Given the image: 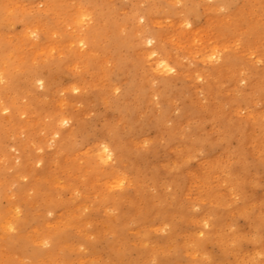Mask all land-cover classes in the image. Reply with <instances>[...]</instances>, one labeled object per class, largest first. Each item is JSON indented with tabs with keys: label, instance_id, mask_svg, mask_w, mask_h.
<instances>
[{
	"label": "bare ground",
	"instance_id": "bare-ground-1",
	"mask_svg": "<svg viewBox=\"0 0 264 264\" xmlns=\"http://www.w3.org/2000/svg\"><path fill=\"white\" fill-rule=\"evenodd\" d=\"M134 1L128 15L131 26L127 28L116 17L114 0H0V196L8 203L5 208L0 206L2 234L25 230L31 223L20 218L3 173L13 170L10 181H16L44 163L33 174L29 187L35 195L26 197L28 206L41 196L53 198L60 189L69 191L70 198L76 200L79 192L75 181L87 189L101 183L111 192L102 194L101 202L111 199L120 204L125 201L122 189L127 180L123 170L107 171L104 164L115 159L127 162V169L137 172L148 156L165 154L177 144L169 169L170 175L180 173L186 158L213 145L211 133L200 132L225 112L228 114L220 133L228 135L219 146L227 159L215 163L217 185L238 193L256 183L259 173L255 162L264 164V65L256 68L254 62L264 58V0H216L219 7L233 1L236 10L226 14L218 13V8L210 14L203 12L202 23L209 34L201 33L190 20L198 14L196 5H203L204 0ZM139 1L146 2L142 11L136 7ZM180 3L179 8L176 5ZM158 13L171 18L165 30L148 32L138 25L139 19L146 18L147 25L152 26ZM219 29L237 40L232 51L225 53L209 39ZM165 40H171L172 46H164ZM237 47L240 50L235 52ZM250 60L253 63L247 66ZM200 65L208 66L206 76ZM61 74L68 76V83L60 85ZM180 75L195 82L208 76L212 84L198 89L210 93L212 104L205 111L192 102L182 105L165 130L163 142L149 140V145L136 148L131 137L142 127L144 117H152L153 130L162 129L173 101L183 97L181 88H176L181 86ZM222 81L232 90L239 82L249 88L248 93L230 97L225 102L226 111L222 110ZM120 86L123 91L116 94ZM83 92H87L84 97ZM258 101L263 102V109L256 113L252 108ZM98 106L113 107L116 114L98 115L102 123L98 132L92 128V135L100 140L94 150L88 151L83 142L91 129L80 116ZM241 107L246 110L243 118L237 117ZM206 114L208 123H204ZM181 126L186 130L177 133ZM132 148L136 149L134 160L129 161ZM46 151L53 155L44 158L41 153ZM171 182L177 186L176 181ZM137 183L134 197L139 198L141 188ZM228 200L231 197L223 196L215 205L220 220L214 224L213 233L224 225L226 214L221 207ZM57 203L69 208L64 200ZM151 203L145 200V207ZM146 208L140 210L132 203L127 213L116 218L115 227H106L96 239H106L105 234H111L114 228L125 229L127 219L143 221L148 215ZM74 212L67 223L77 222ZM47 225L10 239L8 246L33 259L53 258L54 247L65 234ZM255 227L258 233L264 230V215L255 217ZM206 242L189 240L192 264L199 263L195 255L204 253ZM47 244L53 250H43ZM108 252L119 253L120 249L110 244ZM175 260V264L182 262L179 250ZM9 262L5 259L0 264Z\"/></svg>",
	"mask_w": 264,
	"mask_h": 264
},
{
	"label": "rangeland",
	"instance_id": "rangeland-1",
	"mask_svg": "<svg viewBox=\"0 0 264 264\" xmlns=\"http://www.w3.org/2000/svg\"><path fill=\"white\" fill-rule=\"evenodd\" d=\"M215 1L204 0L203 5H196L198 14L190 18L192 25L199 27L201 33L207 32V26L202 23L203 12L210 14L215 8H218V13L226 14V12L231 13L236 10L233 1L221 7L216 6ZM134 2V0H114L113 2L118 21L123 22L127 28L131 26L128 15ZM181 3L176 6L180 8ZM145 6L146 2L144 1L136 3V7L140 11ZM153 20L156 22L152 26L147 25L146 18L139 19L138 25L146 31L152 32L158 29L165 30L166 23L171 22V18L164 17L162 13L156 14ZM207 34L209 33L207 32ZM209 39L223 47L225 53L232 51L234 44H237V40L230 39L223 29L212 33ZM162 43L166 47L172 46L171 40H165ZM262 48L264 49V46ZM239 50L238 48L235 52ZM252 61L250 60L247 66ZM263 65L264 58L254 62L256 68H261ZM201 68L204 70L203 75L206 76L208 66L200 65V70ZM60 77L62 78L60 85L69 82L67 75L61 74ZM211 82L212 80L208 76L195 82L180 75L181 86L178 85L176 88H181L183 97L173 101L172 111L168 115L167 122L162 129L156 131L151 128L152 117L145 116L142 127L136 130L131 137L134 146L136 148H141V145L147 146L149 140L163 142L162 137L165 130L171 126L184 104L192 102L196 106H203L202 109L205 111L209 104H212L209 99L210 93L199 91L211 85ZM220 85L223 90L221 99L224 111L227 110L225 102L230 97L249 92L245 82L237 83L236 90H232L224 81ZM197 89V93H194ZM122 91L123 87L120 86L116 94H121ZM86 94L87 92H83L82 96L84 97ZM262 105L263 102L258 101L253 105L252 110L258 113L262 111ZM225 113L216 118L212 126L207 125L200 132V135L211 133L213 145L193 158H186L180 173L170 175L169 169L174 150L178 148L177 144H174L165 154L148 156L137 172L127 169V162L118 163L115 159L104 164L107 171L123 170L127 182L124 183L122 189L125 193V201L120 204H116L111 199H108L106 203L101 202L102 194L110 195L111 193L106 187L103 188L101 183H94L87 189L75 181L79 192L76 200L70 198L69 191L60 189L56 191L58 195L56 192L54 193L53 198L41 196L42 198L28 206L26 199L35 195V191L29 187L33 180V174L39 171L44 163L24 172L25 175L22 178H17L16 181H10L14 173L13 170L3 173L4 183L9 185L12 202L20 211V218L31 221V223L25 230L20 228V230L5 235L0 232V262L9 259V264H175V253L179 250L181 264H192L190 257L192 251L188 242L196 238L207 240L204 253L196 252L195 257L198 264H264V230L258 233L255 227V217L264 215V164H261L259 160L255 162L258 163L256 169L259 173L258 179L252 187L245 191L236 193L235 190H225L217 185L215 163L227 159L219 146L222 138L228 135L220 133L225 126L224 121H226L225 117L228 112ZM245 113L246 110L241 107L237 117L243 118ZM99 114L115 115L116 109L98 106L96 110L88 111L80 116L82 123L91 129L84 137L83 142V146L88 151L94 150V144L100 140L99 136L92 135L95 134L92 133V128L95 130L94 132H98L100 129L102 121L98 119ZM204 121V123L209 121L207 114ZM184 130L186 128L181 126L176 132L181 133ZM132 149L129 161L134 160L132 155L136 149ZM16 153L18 154V152ZM41 154L44 155V158H50L53 155L51 151ZM171 180L176 181L177 186ZM137 181L141 188L139 198L134 197ZM231 192L233 195L230 194ZM226 195L231 197V200L221 207L226 214L224 225L219 231L213 233L214 224L220 220L215 205L219 199ZM246 199L248 202L244 203ZM60 200H64L69 208L60 207L57 203ZM145 200L152 201L147 208L144 204ZM132 203H136L140 210L144 208L148 210V215L144 217V220L133 222L127 219L125 229L114 228L111 234L104 233L106 239L97 240L96 235L103 232L106 227H113L116 218L122 213H127ZM7 204L6 199L0 196V206L5 208ZM71 209H74V213L77 214V222L72 224L67 223L70 213L74 211ZM162 216L166 219L163 220ZM46 223H48L47 227L54 226L55 231L59 229V233L61 231L62 234H65L60 239L61 243L54 247V250L49 244L43 247V250H53V258L39 256L33 259L23 251L8 246L10 239H18L32 230L44 229ZM204 223L207 225L203 226ZM110 244L119 248L120 252L109 253L108 246Z\"/></svg>",
	"mask_w": 264,
	"mask_h": 264
}]
</instances>
